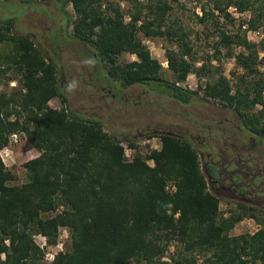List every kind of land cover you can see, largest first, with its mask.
Here are the masks:
<instances>
[{"label":"trees","instance_id":"1","mask_svg":"<svg viewBox=\"0 0 264 264\" xmlns=\"http://www.w3.org/2000/svg\"><path fill=\"white\" fill-rule=\"evenodd\" d=\"M129 1L132 9L125 11L112 0H53L64 20L62 38L88 46L105 65L106 79L120 88L146 84L180 104L194 101L201 90L205 100L232 110L239 124L202 130L201 137L208 136L202 145L210 146V140L224 145L215 147L216 152L236 142V126L253 136L264 134V71L258 69V64L264 67V0H208L207 7L200 5L196 22L209 21L215 41L213 53L197 66L187 31L169 18L177 0ZM228 7L249 15L233 27ZM11 24L12 18L0 23V46L6 50L0 72L13 67L17 74L11 91H0V149L15 132L38 154L22 163L26 178L18 185L9 183L14 175L0 157V264H41L44 251L33 236L42 235L44 244L52 245L59 227L67 229L68 245L45 264H196L200 255L203 264H264V218L252 211L258 207L237 203L222 216L215 188L200 170L192 136L148 133L143 138L157 136L159 148L135 151L126 159L120 142L134 148V140L126 134L116 137L97 117L71 110L56 83L55 64L28 35L10 32ZM246 31H258L259 40L249 41ZM139 33L174 45L164 49L173 80L160 76L161 63L151 57ZM220 47L242 70L231 71L232 87L222 73L206 77L196 89L179 85L189 73L200 79L201 72H209L212 60L220 58ZM233 47L241 51L233 54ZM122 52L135 59L120 63ZM52 97H58L59 108L47 104ZM206 168L211 178L220 177L212 164ZM245 216L259 227L230 235ZM171 243L181 247L169 261L161 260Z\"/></svg>","mask_w":264,"mask_h":264},{"label":"rangeland","instance_id":"2","mask_svg":"<svg viewBox=\"0 0 264 264\" xmlns=\"http://www.w3.org/2000/svg\"><path fill=\"white\" fill-rule=\"evenodd\" d=\"M138 1L143 2L144 0ZM112 4H118L125 11L131 10L133 5L129 0H112ZM200 5L207 7L210 2L208 0H177V3L172 4L169 15L175 24H181L187 31L188 45L197 58L196 66L206 55L213 53L212 42L215 41L214 34L211 32L213 31L211 23L207 21L204 25L196 22L195 14H199ZM65 10L72 14L70 6H66ZM227 10L233 18V27L249 15L247 12L238 13L233 7H228ZM8 18H12L10 32L28 35L37 45H40L41 49L45 50L47 59L55 64L56 83L66 95L71 110L85 116L97 117L102 125L116 137L126 134L134 140V148H129L126 141L120 142L124 148L126 159H130L135 151L144 154L149 149L159 146L157 136L143 138L148 133L169 132L179 136H192V145L199 149L200 170L204 172L203 164L208 161L209 156L218 170L220 167L225 170L226 177L220 178L214 183V191L219 197L218 209L222 216H227L230 210L236 209L237 203H241L245 206L258 207L252 211L258 218H264V171H261L259 176L252 177L256 169L248 170L249 173L244 169L245 164L249 168L253 163H258V168L262 169L264 167V150L258 148V144L246 146L245 143H241L238 146L240 148L238 151H232L227 149L229 146L227 144L224 148L227 157L220 165L222 158L221 155H217L219 151L216 152L215 147L222 148L224 145L214 140H210L208 144L211 147L212 144L216 145L214 146L215 150L210 146L202 145V141L208 138V136L201 137L202 130L206 129V125H224L231 128L232 125L240 123L232 110L224 109L212 104L209 102L210 100H205L201 90H198L194 101L180 104L168 97L166 93L154 90L146 84L136 83L126 88H120L117 81L112 82L106 79L108 76L105 65L93 57L88 46L68 38H62L64 20L53 0H29L27 4H23L20 0H0V23ZM127 19L128 17L124 15V20L127 21ZM219 20L223 19L219 18ZM226 27L227 29L231 28L228 23ZM241 27L244 29L245 25ZM67 31L70 32V28ZM138 35L148 48L151 57L161 63L160 76L167 81L173 80L171 72L166 68L164 49L166 46L174 47V45H169L160 37L145 38L140 33ZM246 38L249 41H258L260 33L246 31ZM239 51H241V47L231 48L233 54ZM5 52L4 47L0 46V69L5 67L2 61V55ZM224 53V48L220 47L219 60H212L213 67L209 72H201L203 73L202 78L197 79L194 74L189 73L179 85L188 89H196L198 84H203L206 77L208 78L210 75L214 77L222 73L228 78L232 87L234 78L231 71L240 74L242 70L236 67L233 55L224 57ZM133 59L135 57L127 52L118 55L120 63ZM214 66H217L216 70ZM258 69L260 72L264 71V67L259 64ZM15 76L17 74L13 67L0 72V91L9 93L11 88L16 85L13 79ZM47 104L53 108L60 107L58 97H52ZM258 108L259 105H256L255 109ZM17 134L19 137L15 143H6L3 152L0 149V157L5 167L14 175L9 183L18 185L26 178L22 163L36 156L38 152L26 141L23 134ZM261 135L264 136V134ZM238 158L244 160L241 162L244 173L241 175L242 182L240 181L241 184L237 189L230 185L227 176L241 170V167L235 166ZM148 163L151 162L148 161ZM235 168H238L237 171ZM223 176L222 173L221 177ZM238 191H241V194H238ZM258 227L259 223L255 219L245 216L236 222L228 233L230 235L252 233ZM33 239L40 249L54 255L56 251L62 250L68 245V231L65 227H59L52 245H45L42 235L36 234ZM180 247L178 245L176 248L175 243H171L161 260L169 261V257ZM202 259L203 256L200 255L196 264H203ZM46 261L44 257L40 260L41 264H45Z\"/></svg>","mask_w":264,"mask_h":264},{"label":"flooded vegetation","instance_id":"3","mask_svg":"<svg viewBox=\"0 0 264 264\" xmlns=\"http://www.w3.org/2000/svg\"><path fill=\"white\" fill-rule=\"evenodd\" d=\"M232 134L233 135L235 134V135L238 136V138L234 137V139H235L236 142H234V143L229 142V146L228 147L232 151L233 150L234 151H238L240 149L238 146L241 143H245L246 146H251V145H254V144H258V148L264 150V136L263 135L260 134V135H257V136H253L247 130H245L243 128L242 129L241 128H238L237 126H236V129L234 131H232ZM235 154L238 155V153H235ZM217 155H221V158H222L221 161H220V165H221L224 162V160L226 159L227 156H226L225 152H223L222 150H219V154H217ZM260 155L262 156V153ZM243 161L244 160L242 158H238L237 159V164H235V166L238 165L239 168L241 167V170L237 171L238 168H235L237 172H235L232 175L229 174V176H227V178H228V180L230 182V185L234 186L235 188L237 187V189L239 188V185L242 182L241 181V175L244 173L243 172V167L241 165V162H243ZM209 163L212 164V166L214 167V173L220 175V177L218 176V179L221 178L222 173H223L224 177H226L225 176V170L223 169V167H220V169L218 170L217 167H216V165H215V163L212 162L211 157H209L208 161H206L203 164V171L206 174V177L208 178V181H210L211 183H213V184L210 183V185L213 188H215V186H214L215 184L214 183H216V181L218 179L217 178L216 179L215 178L213 179V177L211 178V175L207 172L206 166ZM254 168L256 170L253 173L252 177H254V176L257 177V176H259L261 174V171H264V169H263L264 167L262 169L261 168H258V163H253V165L249 166V168H248V165L245 164V167H244V169L246 170L247 173H249L248 170L254 169ZM232 177H233L234 181H232ZM221 188H224V187H221ZM237 193L238 194H241V191H238Z\"/></svg>","mask_w":264,"mask_h":264},{"label":"built area","instance_id":"4","mask_svg":"<svg viewBox=\"0 0 264 264\" xmlns=\"http://www.w3.org/2000/svg\"><path fill=\"white\" fill-rule=\"evenodd\" d=\"M18 137L19 135L15 132L13 133H10L8 135V138H7V144H12V143H15L17 140H18ZM5 150V148L1 149V151L3 152ZM43 257L44 259H46L47 261H50L52 260L53 258V254L49 253L48 251H45L44 254H43Z\"/></svg>","mask_w":264,"mask_h":264},{"label":"crops","instance_id":"5","mask_svg":"<svg viewBox=\"0 0 264 264\" xmlns=\"http://www.w3.org/2000/svg\"><path fill=\"white\" fill-rule=\"evenodd\" d=\"M154 148H156V149H157V148H159V146H158V147H154ZM149 162H151V161H149ZM149 164H151V163H149Z\"/></svg>","mask_w":264,"mask_h":264}]
</instances>
